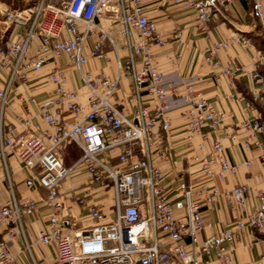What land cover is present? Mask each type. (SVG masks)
Masks as SVG:
<instances>
[{
    "label": "built area",
    "instance_id": "obj_1",
    "mask_svg": "<svg viewBox=\"0 0 264 264\" xmlns=\"http://www.w3.org/2000/svg\"><path fill=\"white\" fill-rule=\"evenodd\" d=\"M159 1L191 7L203 31L213 15L226 12L230 3ZM29 9L20 12L25 16L17 24L20 30L0 45V171L5 172L9 191V198L0 204V227L6 225L12 236L16 231L24 235L22 218L41 208L48 210L37 241L56 246L57 264H200L202 254L212 253L217 264H236L244 232L264 230L263 191L255 190L257 206L245 217L201 239L202 232L213 227L203 209L220 201L231 209L243 206L249 188L241 182L230 189L219 186L228 176L252 166L250 159L232 162L227 155L225 142L235 140L237 134L225 127L210 139L204 130L216 129L232 112L215 108L193 84L186 86L184 139L192 152L193 178L176 188L170 199L171 190L162 183L164 173L154 163L170 160L173 153L164 101L167 90L152 46H163L169 39L184 47L181 31L159 30L147 15L144 0H38ZM251 16L264 28V0H252ZM106 45L115 54L116 73L87 70L89 58L106 59ZM234 46L253 50L255 61L227 64L222 74L247 78L246 105L251 107V101L264 99V78L258 71L264 66V52L236 32L210 43L206 59L215 66L218 54ZM123 82L128 85L125 100L131 115L113 101ZM41 84L51 87L47 97L28 93ZM13 98L24 104L29 116L12 107ZM146 98L157 106L148 108ZM241 126L246 133L242 147L259 151V178L264 183V141L258 138L264 125L253 116ZM71 144L81 155L67 165L60 151ZM105 153L116 162L107 161ZM11 157L27 172L24 186L33 196L16 194L8 169ZM74 176L83 178L80 191L71 186L62 192L61 184ZM100 192L110 194L108 212L99 203L107 196L96 197ZM73 207L86 213L89 223L76 221ZM26 249L30 251L29 244ZM0 264H26L1 235Z\"/></svg>",
    "mask_w": 264,
    "mask_h": 264
},
{
    "label": "crops",
    "instance_id": "obj_2",
    "mask_svg": "<svg viewBox=\"0 0 264 264\" xmlns=\"http://www.w3.org/2000/svg\"><path fill=\"white\" fill-rule=\"evenodd\" d=\"M145 11L149 18L155 20L157 28L165 34L180 30L184 47H178L177 43L166 39L163 46L153 45L155 53V65L158 68L167 94L165 104L170 117V130L168 140L172 147V158L168 161L156 159L155 165L164 173L163 185L170 191V199L174 197L176 188L187 185L193 178L192 172L195 170L194 164L190 160L192 152L187 150L184 139L186 116L185 110L187 97L186 86L193 84L195 90L206 97L215 108L223 111H231L232 117L217 125L216 129L204 130L209 132L210 139H215L221 135L225 127H229L237 136L233 141H226L227 155L232 162H241L245 159L252 161L250 169H243L236 176H228L219 186L223 189H230L237 183H245L249 186L246 191L245 203L243 206H235L231 209L223 201L216 206H209L203 209L205 217L213 222L212 228L205 229L201 234V239L212 234L218 229L231 225L236 219L245 217L257 206L255 190L264 192V183L259 178L260 164L258 160V149H246L242 147V141L246 138V133L242 130V122L253 116H264L257 101L251 107H247L246 101L250 99L249 84L245 76L227 77L222 74V69L227 64L245 63L251 64L255 61L253 50L240 46H234L221 51L217 56V65L213 66L206 59V47L217 40H222L236 32H242L248 36L257 48H260L257 39L264 38V28L251 16L252 0H229V9L223 13L213 15L208 23L207 30L203 31L196 17L195 11L184 4L164 3L159 0H144ZM20 30L17 25L11 34ZM0 29V45H2V32ZM13 32V33H12ZM10 34V36H11ZM260 37V38H259ZM4 42V41H3ZM87 51V47L85 49ZM106 59L96 60L89 58L85 68L91 72H107L111 75L116 73L115 54L109 45L105 46ZM62 65V61L58 62ZM71 77L75 79L74 71ZM76 81V80H75ZM74 82V80H73ZM25 90L26 87H21ZM172 89H175L173 91ZM28 93L36 95L38 99L45 98L51 92V87L41 84L39 87L27 89ZM128 93V85L122 83V91L113 97L116 103L126 115H131L132 108L125 100ZM146 106L154 109L156 101L146 98ZM256 104V105H255ZM12 107L23 115L29 116L25 112L24 104L12 99ZM10 117V116H9ZM37 123H43L42 118H34ZM264 141V134L258 135ZM115 152V151H113ZM104 158L112 163L116 162L115 157L104 154ZM9 174L13 181L16 194L23 197L33 196L24 186V179L27 175L25 169L13 157L9 160ZM77 180H73L76 182ZM65 182V181H64ZM61 184V191L66 190V183ZM73 187H78L73 184ZM78 189V188H77ZM77 192L80 189L76 190ZM9 198V191L5 172L0 171V204ZM110 198L100 200L105 211L108 212L110 205L107 204ZM68 203L70 200L67 199ZM111 203V201H110ZM72 215L78 222L89 223L87 214L78 209H72ZM48 218V210L41 208L33 215L22 218L24 235L16 231L10 235L8 227H0V235L7 242L9 249L17 254L26 264H57L56 246L54 244L44 245L37 241L38 231L45 227ZM26 244L30 245V251L26 249ZM200 264H217L216 255L202 254ZM236 264H264V230L245 231L241 242L238 245L235 255Z\"/></svg>",
    "mask_w": 264,
    "mask_h": 264
},
{
    "label": "rangeland",
    "instance_id": "obj_3",
    "mask_svg": "<svg viewBox=\"0 0 264 264\" xmlns=\"http://www.w3.org/2000/svg\"><path fill=\"white\" fill-rule=\"evenodd\" d=\"M37 2L38 0H0V29L3 30L1 32L2 33V38H1L2 43L3 41L10 38L11 31L17 26L18 22L23 21L25 19V16L23 14H20V12L22 10H27L29 8L34 7L37 4ZM47 2L56 3L57 0H47ZM7 13H12V16L9 17ZM257 43L260 47L259 49H261L264 52V38L261 37V39H257ZM258 71L264 78V66H260L258 68ZM254 102L257 103V106H259L260 110L262 111L264 115V99L251 101L252 104ZM260 118L264 125V116ZM60 152H61L62 157L64 158V162L67 165H70L73 162H75L81 155L80 149L74 144L67 145ZM77 179L78 181L73 182V180H77ZM82 181H83V178H80V176H74V177L67 178L64 182L67 184L66 190H68L69 187L73 186V184H77L78 188L81 189ZM66 190L64 192H66ZM106 196L107 198H110L109 193L106 194L104 192H100L96 194V197L98 199L105 198ZM106 202L108 205H110V199H108V201L106 200Z\"/></svg>",
    "mask_w": 264,
    "mask_h": 264
},
{
    "label": "bare ground",
    "instance_id": "obj_4",
    "mask_svg": "<svg viewBox=\"0 0 264 264\" xmlns=\"http://www.w3.org/2000/svg\"><path fill=\"white\" fill-rule=\"evenodd\" d=\"M28 12H30V9L25 10V13H28Z\"/></svg>",
    "mask_w": 264,
    "mask_h": 264
}]
</instances>
